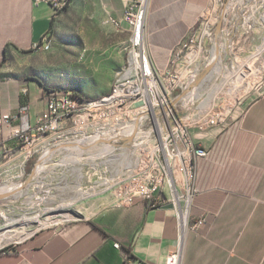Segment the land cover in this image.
I'll return each instance as SVG.
<instances>
[{"label": "rangeland", "instance_id": "rangeland-1", "mask_svg": "<svg viewBox=\"0 0 264 264\" xmlns=\"http://www.w3.org/2000/svg\"><path fill=\"white\" fill-rule=\"evenodd\" d=\"M61 2L47 34L49 48L29 51L28 77L47 91L93 102L111 92L127 59L129 36L106 22L109 14L100 0ZM201 22L208 35L186 48L175 66L181 77L195 75L173 94L190 131L210 116L221 115L202 125L223 120L222 113L264 80V0H211ZM77 113L75 120L67 109L43 117L21 152L0 159V189L20 187L0 191V251L47 237L75 219L134 204L156 184L166 201L186 205L191 199L194 189L180 160L176 169L167 162L163 170L152 167L156 135L148 133L150 119L135 120L118 103L82 106ZM96 135L105 140H94ZM79 139L82 144L75 142Z\"/></svg>", "mask_w": 264, "mask_h": 264}, {"label": "crops", "instance_id": "crops-1", "mask_svg": "<svg viewBox=\"0 0 264 264\" xmlns=\"http://www.w3.org/2000/svg\"><path fill=\"white\" fill-rule=\"evenodd\" d=\"M210 1L151 0L145 46L158 68L167 69L198 31ZM100 2L107 14L123 17L122 0ZM54 14L49 0H0V114L15 115L0 130V159L22 151L16 129L33 134L46 116L47 90L27 72L29 51L41 50L33 47L51 30ZM131 29L122 21L116 30L130 36ZM250 92L223 120L191 129L207 155L196 159L188 204L156 191L152 206L139 198L1 250L0 264H167L179 248L181 264H264V80ZM170 202L174 207L164 206Z\"/></svg>", "mask_w": 264, "mask_h": 264}, {"label": "built area", "instance_id": "built-area-1", "mask_svg": "<svg viewBox=\"0 0 264 264\" xmlns=\"http://www.w3.org/2000/svg\"><path fill=\"white\" fill-rule=\"evenodd\" d=\"M61 1L63 0H49L55 9L63 4ZM122 1L124 3L123 17L120 19L109 15L106 22L113 25L122 24V21H124L131 25L130 36H135V50H127L126 69L123 73L117 75L114 95L103 101L101 106L95 107L99 109L106 105L118 103L121 108L133 113L135 120L150 119L152 125L151 131L148 133L155 132L156 135V141L152 148L153 154L150 159L152 167L156 170H163L166 167L164 162H167L172 169H176L178 166L177 161L180 160L185 171L187 185L191 184L193 186L196 159L199 156L207 155V150L194 141L190 125L178 112L173 97L174 92L183 84L188 87L194 81L195 75L187 74L185 77H181L176 72L175 66H177L176 62L186 55L184 52L186 48L193 46L200 36L202 39L208 35L207 25L203 26L204 24L200 20L198 24L200 34L198 35L196 32L188 36L183 48L172 54L170 66L162 70L153 63L145 46L146 20L151 0ZM47 34L44 36V41L34 45V49L50 46ZM122 105L124 106L122 107ZM82 106L86 108L91 105H85V101L83 103H72L70 94L48 90L46 116L44 118L49 117V115L56 117L62 110L67 109L75 120L80 116L77 112ZM26 109L27 106H23L20 111ZM215 116L221 115L216 114L212 117ZM14 118L15 115L11 112L1 113L0 130L4 125L10 124ZM205 120L200 124H203ZM40 128L39 124L35 126V130ZM15 134L26 140L28 128L16 129ZM174 179L175 177L171 182L173 187L176 185ZM157 188L158 185L156 184L150 192L145 194L144 198L148 201L155 200L153 194L157 191ZM167 264H181L180 248L170 254Z\"/></svg>", "mask_w": 264, "mask_h": 264}, {"label": "bare ground", "instance_id": "bare-ground-1", "mask_svg": "<svg viewBox=\"0 0 264 264\" xmlns=\"http://www.w3.org/2000/svg\"><path fill=\"white\" fill-rule=\"evenodd\" d=\"M113 26L115 27V28H117V29H120L121 27H122V24H113ZM129 43H130V46H129V50H135V36H129ZM49 47H46V48H43V49H48ZM216 50H217V48H216ZM214 56H216V55H214ZM218 57V56H217ZM215 60H216V58H215ZM215 60H213L214 62H215ZM125 69H126V62L124 63V65L121 67V69L120 70H118V72L116 73V76H115V82H114V85H113V88H112V90H111V92L109 93V94H107V95H105V96H101L100 98H98V99H96L95 101H93V102H85V105H91V106H101V104L103 103V101H105L106 99H108V98H110L111 96H113L114 95V89H115V87H116V82H117V75H119V73H123L124 71H125ZM70 100L72 101V103H83V101L82 100H80V98H78V97H73L72 96V94L70 95ZM211 119V118H210ZM134 130V129H133ZM133 132V131H132ZM134 133V132H133ZM132 133V134H133ZM98 136V140L97 141H103V140H105L103 137H101V136H99V135H96L95 137H93L94 138V140H95V138ZM105 137V136H104ZM86 138V137H85ZM80 140V141H79ZM79 140H76L75 142H78V143H80V144H82V140L81 139H79ZM84 140V139H83ZM109 141V140H108ZM78 146V145H77ZM29 152V151H28ZM48 153V152H47ZM45 156H46V154H45ZM74 161V160H73ZM43 167V166H42ZM41 168V167H40ZM171 181H173V180H171ZM20 187L19 186H7V185H5L4 187H2V189H0V191L1 190H5L6 192V194L7 193H11V192H14L15 190H17V189H19ZM3 192V191H2ZM177 193V192H176ZM178 194V193H177ZM177 197H179V198H181L182 197V195H179V196H177ZM188 201L190 202V197H188Z\"/></svg>", "mask_w": 264, "mask_h": 264}, {"label": "water", "instance_id": "water-1", "mask_svg": "<svg viewBox=\"0 0 264 264\" xmlns=\"http://www.w3.org/2000/svg\"><path fill=\"white\" fill-rule=\"evenodd\" d=\"M164 206H165V207H174V203L170 202V203H168V204H165ZM61 229H62V226H59V227L57 228V230H61Z\"/></svg>", "mask_w": 264, "mask_h": 264}]
</instances>
